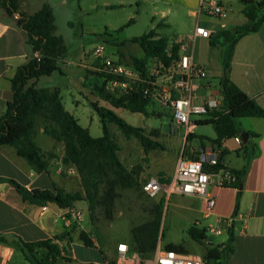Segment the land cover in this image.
<instances>
[{
  "label": "trees",
  "instance_id": "obj_1",
  "mask_svg": "<svg viewBox=\"0 0 264 264\" xmlns=\"http://www.w3.org/2000/svg\"><path fill=\"white\" fill-rule=\"evenodd\" d=\"M243 3L242 14L246 19L243 25L231 29L213 32L209 35L208 44L217 47L221 52L222 73L218 78L221 107L204 115L195 121L196 126L211 125L215 134L209 140L218 149L221 142L239 136L241 130L238 119L262 118L264 110L254 100L237 88L228 78L230 60L235 44L244 36L257 32L264 23V0H241ZM0 6L8 15L18 14L17 24L27 36V43L35 54L28 62L19 66L11 84V100L5 105V110L0 116V147L10 146L15 154L35 172H46L50 161L56 158L51 152L42 151L33 140L36 132V120L43 123L46 135L63 145L61 162L64 166L75 169L80 182V191L66 192L54 186L52 190H28L13 180L2 179L8 182L20 195L23 202L44 206L54 203L62 210H71L75 202L84 201L90 222L95 223L96 213L99 210L102 216L111 220L114 211V201L118 191L135 189L139 187V173L128 171L117 156V145L114 142L109 124L115 125L126 137L138 139L147 152L149 146H156L143 135V130L126 123L111 109L90 103L96 113L100 125L101 136L92 137L86 128L81 127L78 121L67 112L61 102L57 89L36 87L35 82L42 76H49L54 71L61 72L63 61L67 55V46L62 37L56 35L54 16L49 5H42L35 13L26 14L19 8L18 0H1ZM132 23V19L128 24ZM160 24L148 32L133 37L130 42L137 44L143 52L141 59L130 56V63L139 72L145 73L152 65L161 69L172 70L180 54V45L169 40L166 36L157 33ZM113 40L109 37L105 42L110 46ZM112 47V46H110ZM120 62H122L120 60ZM124 63V62H122ZM125 64V63H124ZM102 77L101 73H96ZM142 78L146 76L141 75ZM31 82V84H29ZM101 86H94L92 94L99 100L108 103L113 108H121L131 113H139L145 117H162L157 112L153 99V88L149 87L144 94L146 85L140 82L131 83L124 93L115 95ZM249 136V133H247ZM186 136L185 141L191 138ZM249 142H241L244 149ZM224 152L220 150V159ZM232 171L236 181L231 187L237 189L236 198L241 190V177L243 171ZM234 209L233 214H235ZM161 211L159 203L151 209V218L137 226L130 228L131 244L129 247L136 251L142 262L151 257L156 250L161 236ZM188 237L201 244L205 253L201 258L202 264H228L230 256L234 253L233 225L228 224L227 240L216 244L206 236V230L191 225L187 230ZM64 235L35 242H25L19 237L7 239L0 235V242L16 247L29 264H57L62 259L63 249L57 241L63 240ZM78 240L87 248L93 247L90 237L84 232L78 233ZM164 249L174 251L178 255H185L179 245L167 244ZM43 253L37 256V251ZM105 264H115L114 261L104 258ZM92 264V263H88Z\"/></svg>",
  "mask_w": 264,
  "mask_h": 264
},
{
  "label": "crops",
  "instance_id": "obj_2",
  "mask_svg": "<svg viewBox=\"0 0 264 264\" xmlns=\"http://www.w3.org/2000/svg\"><path fill=\"white\" fill-rule=\"evenodd\" d=\"M153 1L157 6H154L155 11L151 22L154 21L155 15H159L161 20L157 25L160 24V27L166 25L179 27V24L184 25V22L178 16L180 13L184 14L185 18H187L189 22L187 32L179 36L183 38V46L180 49L181 53L189 50L196 43L200 46L203 42L207 43V46L211 50L220 52L219 48L209 46L208 39L196 38L192 41L191 34L196 23L207 29L210 34L246 23V19L242 14L243 3L241 0ZM212 1L227 8L224 18H218L200 9L202 4L205 5ZM18 2L20 10L28 15L35 13L44 4L49 5L54 16V33L62 37L58 32L57 19L61 13L68 14L71 11V0H18ZM102 6H106V8L114 7L107 4H102ZM97 7V5L92 6L93 9H97ZM78 10L80 14L83 12V8L80 6ZM64 17L62 16L61 18H63L64 22L66 21V24L70 27L69 29L72 30L71 27H74V25L70 20V15L69 19ZM17 18L18 14L8 15L0 6V116L5 110L6 103L11 100L10 80L13 78L16 69L35 56L27 43L25 31L17 24ZM163 19H166L167 23L163 22ZM111 39L113 41L116 40L114 38ZM111 48L113 55L118 58L116 48L114 49V46ZM194 52L193 48L195 56ZM220 53L218 61L216 57L214 58V72L210 70L212 66L208 62L204 64L206 77L196 91L198 103H204L219 93V79L214 82V78H219L222 73ZM196 55L201 60L198 53ZM135 57L141 59L143 56ZM63 62L66 64L67 59H64ZM228 78L237 88L248 95L264 110V23L257 32L242 37L235 44L230 60ZM39 79L35 82L36 87H39ZM71 96L73 97L72 103L74 104V108H66L63 103L62 105L74 117L73 111L81 104L79 98L84 99L85 97L80 92L77 95L78 97L73 94ZM103 107L110 108L114 113L116 109H120L113 108L109 104ZM76 120L78 121V119ZM239 125L241 130L249 133L247 148L244 149L242 145H237L233 139L223 140L219 146V150L224 152L223 158L225 164L235 171H243L239 197L236 198L238 190L233 187L210 185L207 192L214 199L215 204L210 211H207L204 199L175 195L188 198V200L184 201L182 207L186 209L188 215L191 217V223H179L180 238L178 240H167L164 244L160 241L162 237L160 227L161 236L156 250L164 249V246L167 244H174L179 245L185 255L196 253L202 258L205 253L204 247L198 243L199 247L196 248L187 243L184 237L185 235L188 236L186 230L191 225L205 230L209 225H213L220 230V233L214 235L206 232V236L213 243L220 244L227 240V228L228 224L231 223L233 225L235 250L230 256L228 264H264V117L243 118L239 121ZM86 129L88 130V127ZM40 135L48 136L44 133L43 123L38 118L36 120V132L33 137L34 143L42 151L51 152L56 155V158L50 161L48 170L46 172H35L23 159L15 154L12 147L1 146L0 178L13 180L28 190H52L54 186H57L66 192L80 191V182L75 169L71 166H64L61 162L63 156L62 143L56 142L48 136L53 140L52 143H45V146H41L39 144L40 140L37 139V136ZM191 136L193 137L191 143L197 141L196 146L190 144V149L192 150L209 147L212 144L209 140H201V137L214 139V137L210 138L206 135L199 137L195 135L194 131ZM184 137L185 133L182 129L180 139L183 144H185ZM229 141H233L236 146H231ZM230 153H233L236 157L234 164L229 161ZM173 168L165 175L166 179H161L162 181L169 180ZM72 189L77 190L72 191ZM234 209H236L235 214H233ZM75 213H79V215L76 216ZM91 224L88 212L85 215L80 208L76 207V204H74L71 210H62L54 203H47L44 206L29 204L22 201L20 195L8 182H0V235L7 239L19 237L25 242H35L49 239L54 235L63 234V240L56 243L63 249L62 257H66L69 254V261L66 262H70L74 257L71 255L70 249L68 251L65 250L64 244L69 247L73 243V239L78 240V233L80 231H84L92 240L93 247L97 248L93 238L94 235L90 232L94 224ZM119 244L127 246V252L122 259L120 258V253L117 251ZM130 244L131 238L129 241H118L112 248L111 256H106L102 250H99L101 262L97 264H105L102 252L106 257L112 258L115 264H134L140 261L143 264H155L156 250L151 257L142 262L141 256L129 247ZM59 260L65 262L63 259ZM0 264L29 263L16 247L0 242Z\"/></svg>",
  "mask_w": 264,
  "mask_h": 264
},
{
  "label": "rangeland",
  "instance_id": "obj_3",
  "mask_svg": "<svg viewBox=\"0 0 264 264\" xmlns=\"http://www.w3.org/2000/svg\"><path fill=\"white\" fill-rule=\"evenodd\" d=\"M102 4L114 6L106 8ZM119 4H122L119 6ZM97 5V9L92 6ZM157 4L153 0H71V11L67 14H60L57 19L58 32L62 36L66 46L67 55L66 64L61 67V72L54 71L49 76H42L39 79L38 86L42 88H55L59 92L62 103L66 108H74L72 94L76 97L79 92L84 95L81 104L73 111L74 117L78 119V123L89 130L92 137L101 136V125L96 113L92 110L90 103H96L99 106H107L108 104L98 100L92 94L94 86H101L104 82L96 69L98 60L93 56V49L99 45H104L107 36L114 38L110 46L116 48L118 59H121L125 64L130 63V56H143L142 50L137 44L130 42L133 37L140 36L153 27L161 20L159 15H155V19L151 22L154 16V6ZM83 8V12H79L78 7ZM73 22L74 27H71L64 22V18ZM179 18L184 22V25L164 26L156 29L160 35L166 36L172 41L174 38L185 34L188 29V20L184 14L180 13ZM132 19V23L129 20ZM163 22L167 23L166 19ZM108 46V45H106ZM194 48L195 57L198 55L201 62H208L214 72V58L219 59V53L216 50H211L207 43L203 42L200 46L196 43ZM112 49V48H111ZM221 55V53H220ZM205 60V63H204ZM81 63V66H80ZM99 64V63H98ZM92 72V73H91ZM167 70L159 68L157 65H152L145 73L140 72L146 77L156 78L159 83L163 82ZM218 77L214 78V82ZM105 86V84H104ZM112 94L120 95L118 89L107 90ZM78 99V98H77ZM154 109L162 113V117L154 116L145 117L139 113H131L125 109H116L115 114L122 118L131 126L139 127L143 130V135L150 141L155 142L156 146H149L145 152L142 143L134 138H126L118 128L109 124V129L114 142L117 145V156L121 163L128 171H137L139 173V183L149 176H156L162 180L166 179L165 175L173 168L175 161L181 153L187 154L190 149V144L196 146L197 141L191 143L193 137L188 142L182 143L180 135L181 128H175L174 133L170 132L172 118L170 112L160 102L156 103ZM110 109V108H108ZM197 119L192 116L191 122ZM243 118L238 119L240 121ZM194 133L197 136L206 135L210 138L215 137L211 125L195 126ZM40 137V138H38ZM40 140L39 144L45 146V143H52L53 140L48 136H37ZM49 141V142H48ZM188 143V144H187ZM230 145L235 147L233 141H229ZM229 161L234 164L236 157L233 153L229 154ZM77 189H72L75 191ZM159 197L154 199L148 198L140 188L127 189L118 191V195L114 201V211L111 220L105 219L98 210L96 213L95 223L91 234L95 240L97 248H87L80 241L73 239V243L69 247L64 244L65 250H71L73 260L69 261V254L62 258L63 261H58V264H84V263H100L101 256L99 250H102L106 256L112 255V248L118 241L130 240V228L137 226L151 218V209L159 203L161 211V231L162 237L160 241L164 244L167 240H178L180 238L179 223H191L188 212L182 205L187 197L171 196L167 202L164 199L159 201ZM76 207L80 208L87 215V206L84 202H76ZM187 243L198 248L199 244L191 240L188 236H184ZM102 252V256L107 260L112 261V258L106 257ZM43 253L42 250L37 251V256Z\"/></svg>",
  "mask_w": 264,
  "mask_h": 264
},
{
  "label": "built area",
  "instance_id": "obj_4",
  "mask_svg": "<svg viewBox=\"0 0 264 264\" xmlns=\"http://www.w3.org/2000/svg\"><path fill=\"white\" fill-rule=\"evenodd\" d=\"M200 9L218 18H224L227 8L212 1L201 5ZM209 31L204 27L194 25L191 39L209 38ZM174 42L183 46V38L176 37ZM108 44L99 45L93 49V56L98 60L96 69L101 73L106 90L118 89L119 94L130 88L131 83L140 82L146 85L144 94L148 93L149 87L153 88V99L155 103L160 102L170 112L172 125L170 132L175 128H183L185 137L191 135L195 128V121L204 115L217 111L221 107V97L218 93L204 103L197 102V88L206 77L204 64L193 54V47L179 54L172 70H167L161 84L156 78H142L140 72L128 66L113 55ZM194 116L197 119L192 121ZM237 145H241L240 136L232 138ZM236 181V175L232 169L225 164L224 158L220 159V150L213 144L209 147H201L198 150L189 149L187 154L181 153L173 168V172L167 181H162L156 176H149L139 183L140 190L150 199L159 197L165 202L171 195L199 197L204 199L207 211H210L215 202L208 194L210 185L216 187H231ZM76 216L79 213H75ZM206 232L218 235L220 230L213 225L206 228ZM117 251L122 259L127 252L125 244H119ZM155 264H202L201 258L196 253L178 255L174 251L157 249ZM134 264H143L136 262Z\"/></svg>",
  "mask_w": 264,
  "mask_h": 264
},
{
  "label": "water",
  "instance_id": "obj_5",
  "mask_svg": "<svg viewBox=\"0 0 264 264\" xmlns=\"http://www.w3.org/2000/svg\"><path fill=\"white\" fill-rule=\"evenodd\" d=\"M239 136H240L242 142H244V143L247 142V140H248V134L245 131L240 130L239 131Z\"/></svg>",
  "mask_w": 264,
  "mask_h": 264
}]
</instances>
